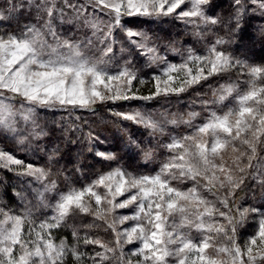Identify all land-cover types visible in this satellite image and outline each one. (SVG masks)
<instances>
[{
	"label": "snow or ice",
	"instance_id": "snow-or-ice-1",
	"mask_svg": "<svg viewBox=\"0 0 264 264\" xmlns=\"http://www.w3.org/2000/svg\"><path fill=\"white\" fill-rule=\"evenodd\" d=\"M256 15L264 17V0H0V23L16 25L15 31L0 34V138L33 155L37 149L48 154L47 165L38 166L25 156L18 157L12 150L0 147V168L27 179L36 209L52 211L51 216L37 224L31 201H26L20 214L0 206V264H66L69 255L75 264H85L86 260L90 264H106L114 258L117 264H124V244L134 241H139L140 247L133 255L143 257L138 264H168L170 257L176 258L177 264H218L207 255L209 248L218 255L224 254L231 264H264V212L257 207L242 208L238 195H255L257 189L264 195V64H251L233 51L224 50L238 43L233 37L246 35L249 22ZM168 18L182 23L186 31L191 29L189 34L198 40L211 41L205 54L188 48L180 64L168 63L167 56L160 52L176 51L175 41L162 45L159 36L164 31L159 25ZM73 26L77 31H90L91 35H65ZM221 28L225 35L218 34ZM142 58L148 64L167 66L161 75L152 77L155 92L138 96L133 83L137 79L141 84L145 81L134 70V62ZM121 60L123 63L113 71V64ZM237 69L238 74L249 79L248 90L236 97V106L223 115L210 111L192 135L172 136L170 143L163 145L171 155L155 175L138 176L117 167L83 188H58L63 170L53 172V167L64 156L61 137L56 136L58 129L47 120L41 122L42 110L66 111L71 119L76 111H94L98 103L179 96ZM212 91L211 101L200 98L202 106L222 104L238 92V86L225 83ZM111 114L148 132L144 141L129 133L123 145L128 154L141 153L145 161L154 157L151 141L157 134L164 135L166 126L191 127L200 115L190 111L185 117L163 111L157 118L154 112L139 108ZM80 119L77 116V122L64 129L65 147L75 145L69 134L76 132L87 141L88 150L94 151L95 157L116 161L117 153L100 150L105 139L87 121L78 123ZM229 147L235 153L231 163L223 158ZM64 179L70 180L67 176ZM173 181H191L192 187L181 190L173 186ZM101 186L106 189L103 194L97 191ZM205 192L215 199L209 200ZM49 194H55V203L49 200ZM16 195L25 200L23 194ZM86 196L94 198L97 206L105 201L108 214L114 215L115 209L130 205L137 211L107 223V229L115 234L114 242L88 234L81 237L79 230H73L76 243L69 245L65 239L56 243L53 230L70 216L88 214L106 221L104 213L93 212ZM251 214L259 216L258 227L255 235L241 246L238 229ZM176 216L180 217L179 223ZM214 217L223 218L224 223ZM129 220L137 223L117 229V223L122 225ZM185 229H195L203 238L196 242ZM220 236L225 238V244L217 247ZM81 240L83 247L98 246L101 251L91 255L81 251Z\"/></svg>",
	"mask_w": 264,
	"mask_h": 264
},
{
	"label": "rangeland",
	"instance_id": "rangeland-1",
	"mask_svg": "<svg viewBox=\"0 0 264 264\" xmlns=\"http://www.w3.org/2000/svg\"><path fill=\"white\" fill-rule=\"evenodd\" d=\"M102 19H107V17H102ZM256 19V18H255ZM155 28L156 25H153ZM160 29H163L164 31L159 32V36L161 37L160 43L163 44H169L171 41H175V44L173 47L176 49V51L167 50L164 49L161 50L160 54L162 56L166 55L168 59V63H175L180 64L182 62V57L186 55V50L188 48L194 49L198 54L203 55L205 54V50L207 47V44L211 41H205V40H198V38L190 35L191 29H188L187 31L184 28V25L180 23L179 21H175L172 18H168L165 20L164 23L159 25ZM16 25L14 22L9 24V22L5 21L3 23H0V34H4L6 31H15ZM219 34V33H218ZM65 35L73 36L75 38H81L86 35H91L90 31H77L75 30V27L68 29L65 32ZM215 36L211 37V40H214ZM123 61H119L118 64H113V71L119 67L120 64H122ZM166 64H148L145 58H142L138 63L134 62V70L138 73L139 78L143 79L145 83L141 84L140 80L137 79L133 83V90L136 92L138 96L141 95L140 91L145 90V95H149L152 92H155L156 83L152 79L153 75H161L162 69L166 67ZM239 69L231 71L229 73H225L222 76L214 77L209 79L207 82L202 83L201 85L194 86L191 88L190 93L182 99L171 98L172 100H164L161 99V107H158L157 105L148 106L145 105L147 101L138 102L137 101H130L128 102V105L126 106V109L121 110V112H128L132 111L134 109H144L147 111L154 112L159 118V113L163 111H167L169 115L172 113L177 114H183L185 117L188 112L194 111L200 113V115L193 121L192 126H188L185 124H179V125H168L165 128V134L160 135L157 134L156 138L151 141V145L154 148L155 155L150 161L144 162V168L140 167L136 170L130 169L124 162L123 157H127L128 153L125 152V149L123 148V145L127 139V136L129 133L133 135L135 139H138L140 141H144L148 138V132L145 131L143 128H139L136 125L132 124L130 121H123L121 122L118 118L113 116L111 112L101 111V113H96L91 116H93V119H91L92 126L91 128L100 134L102 139H105L106 143L101 146L102 151H113L116 152V149L120 150V152L124 153L123 157H119L114 162H110L107 167L102 169L98 173V175L95 178L87 179L86 182H79L76 183V179H70L69 181H62V185H58V188L61 191H67L68 187L74 186L76 188H83L86 185H89L92 183V181L96 180L100 175L103 173L109 172L114 168L117 167H124L128 171L133 172L136 175H155L156 172L159 171L161 164L168 159V157L171 155V153L163 147V145L170 143L171 137H183L185 135H192L195 131L196 126L201 125L205 122V120L208 118L210 111H216L218 115H223L225 112L229 110V108H233L236 106V97L239 94H243L248 90V84L246 81L249 79L247 75L238 74ZM163 79H166L164 77ZM225 83H235L238 86V92L233 93L230 97H228L227 100H225L222 104H211L209 107H204L201 105L200 98L202 97L204 100L211 101L213 99V89L218 88L220 84ZM176 86H179V83L176 84ZM161 87H164L163 81H161ZM144 95V96H145ZM163 96V95H162ZM176 96V95H175ZM174 102V103H173ZM100 105H104V103H98ZM106 112V113H105ZM58 121L60 124H62V121L64 122V118H66V115L64 113H61L57 116ZM100 119L104 120V123L102 121H99ZM87 121V120H86ZM63 125V124H62ZM134 129L140 130L139 132H134ZM88 131V129H87ZM141 133V134H139ZM62 137V136H61ZM209 137H203V139H208ZM55 143V141H53ZM6 144H10L12 147V151L19 157V156H25L26 159L36 165H47V153L40 152L39 149H37L38 152H36V155H33L31 151H25L24 149L18 148L14 142L10 140H6ZM88 145V144H87ZM144 147H148L149 145H142ZM0 147L4 148L5 150H10L5 143L0 142ZM25 149H27V146H25ZM114 149V150H113ZM94 152V151H93ZM69 155H72V152L67 153L64 158L69 159ZM235 153H233L232 147H229L223 154V158L225 161L231 163L234 159ZM80 157V155H79ZM63 158V159H64ZM122 159V160H120ZM60 169V168H58ZM57 169L54 170V172ZM14 174V173H13ZM64 176V175H63ZM19 180H25L24 178L19 177ZM63 179V178H62ZM80 179V178H78ZM27 180V179H26ZM28 182V180H27ZM191 184V182H189ZM173 186L180 188L181 190H187L188 188L192 187L186 186L181 187L180 183H172ZM33 187H36L35 184L32 185ZM98 192L103 194L106 189H104L102 186L97 189ZM55 194H49V200L52 203H55ZM125 197H118L117 200L125 199ZM247 201H241V207L247 208V207H257L260 209L261 212H264V207H261L264 205V197L260 196L256 199H248ZM85 200L87 203H89L92 207L93 212L100 211L105 214L106 221L97 220L94 218L93 215H91V219L93 221H97L100 224V231L103 232V237L99 238L103 240L104 242H114L116 237L115 234L112 232L111 229H107V223L112 222L114 219H117L121 216H132L136 213L137 209L134 205H130L128 208L125 209H115L114 215L108 214L106 212V209L109 207L105 201H102L100 206H97L95 203L94 198L85 197ZM3 205L2 207H5V210L8 209H14L15 214H20L24 208L18 209L17 206H12V208H9L4 203H1ZM0 205V206H1ZM52 215L51 209L47 212L46 210L40 214L39 212L35 211V215L33 217V220L35 223H39L41 220L45 219L46 217H49ZM69 218V217H68ZM67 218V220H68ZM3 217H0V220H2ZM258 220L259 216L256 214H251L245 221L243 227H241L240 230H242L243 235V243L241 246L245 244V242L248 240V238L252 235H255V232L258 227ZM176 223L180 222V217H175ZM221 223V219L219 220ZM207 222H212L211 220ZM137 223V221L129 220L125 221L124 224L117 223V229L122 230L123 228H131ZM25 228L28 229V226L25 225ZM27 229L25 232H27ZM185 231H188L193 238L194 241L199 242L203 236L200 232H197L195 229H185ZM53 237L55 239L56 243H59L61 238H56V235L53 234ZM225 238L223 236H220L217 238V244L216 246H224ZM140 247L139 241H134L131 244H124V264H138V261H142L143 257L133 255L135 250ZM119 253V252H118ZM206 253L208 256L215 258L218 261L224 260L226 261V264H231L230 259L225 257L224 254H217L214 248H209L206 250ZM168 264H177V260L174 257L168 258ZM197 264H200L199 261H197Z\"/></svg>",
	"mask_w": 264,
	"mask_h": 264
},
{
	"label": "trees",
	"instance_id": "trees-1",
	"mask_svg": "<svg viewBox=\"0 0 264 264\" xmlns=\"http://www.w3.org/2000/svg\"><path fill=\"white\" fill-rule=\"evenodd\" d=\"M217 11H221V9H217ZM226 15V13H225ZM256 18V19H255ZM262 32H264V17H261L259 15H256L250 22L249 26L247 28L246 35L243 36H237L233 37V39H236L238 41L237 44L229 46L227 49H224L226 51H233L234 55L239 56L242 59H248L249 63L251 64H264V35H262ZM218 33L220 35H225L224 29H219ZM191 88L185 92L186 96L188 93H190ZM141 95H145V90L140 91ZM184 93L180 94L179 96L170 95V96H158L154 100L147 101L145 103L148 108L150 106L157 105L158 107H161V99L166 100H172L171 98L182 99L185 95ZM143 100H138V102H142ZM128 102L130 101H118L115 103L108 102L104 103V105L97 104L95 106L94 111H76L72 114L71 119H69V114L66 111H41V122H44V120H47L49 122V125L52 127H56L58 131L56 132V136L61 137L60 144H61V151L64 152V156L67 153L72 152V155H69V159L63 158L58 161L53 167V172L55 169H62L63 173L60 176V183L59 185H62V181L65 180L64 177L67 176L70 179H76V183L79 182H86L87 179L95 178L102 169L107 167L110 162L106 160H101L98 157H95L94 152L90 153L88 150V143L86 140H84L79 133L73 132L70 133V138L73 141H76L75 145L69 144L67 147H65L63 142V135H64V129L69 127L70 123L77 122L76 117L79 116L81 119L78 121V123L83 124L86 120L88 123V126L91 127L93 114L101 113V111L111 112V111H121L126 109V106L128 105ZM174 103V102H173ZM111 110V111H110ZM105 112V113H106ZM61 113H64L66 115V118H64V122L61 124L58 121L57 116ZM55 121V124L52 122ZM99 121H102L104 123L103 119H100ZM88 127L84 128V131L87 132ZM140 130L134 129V132H139ZM141 134V133H139ZM0 142L5 143L11 150L13 146L10 144H6V140L3 138H0ZM114 150V149H113ZM117 155L120 157H123L124 153L120 152V150L116 149ZM38 152V151H37ZM126 152V151H125ZM80 155V157H79ZM142 154L137 153L136 156H131L128 154V156L125 158L123 157V162L130 168L136 170L137 167L144 168V162L141 158ZM122 160V159H120ZM64 175V176H63ZM63 178V179H62ZM80 178V179H78ZM20 178L17 177L12 172L7 171L6 169L0 168V205L1 203L6 204L9 206V208H12V206H17L18 209L25 208L26 201H31V204L33 206L34 211L39 212L42 214L45 210L48 212L49 209L39 208L36 209V199L31 191V188L28 186L27 180H19ZM71 181V180H70ZM180 183L181 187L186 186H192L191 181H184L183 183L179 181H173L172 183ZM191 182V184L189 183ZM33 187V186H32ZM16 193H21L25 196V200L22 201L19 196L16 195ZM209 200L215 199L214 196L208 193H204ZM240 197V203L241 201H247L248 199H256L260 196H263L259 189L256 190L255 195H253L251 192L245 193H239ZM3 206V205H1ZM241 206V204H240ZM213 219H218L224 223L223 218L214 217ZM88 225H94L93 227H87ZM100 224L97 221H93L91 219V215L88 214H78L76 216H70L66 223H64L60 228L53 230V234L56 235V238L65 239L69 245L76 243V241L73 239L72 232L73 230H79V234L81 237H83L85 234H88L94 238H102L103 232L100 231ZM27 228H25L26 230ZM241 228L238 229L237 234V241L241 245L243 243V235ZM225 242V241H224ZM81 244V251H84L91 255L94 251H101V249L96 246H88L83 247V241H80ZM225 244V243H224ZM116 256H119V253L117 252ZM66 264H75L71 256L66 259ZM85 264H90L87 260L85 261ZM106 264H117V260L114 258L109 262H106Z\"/></svg>",
	"mask_w": 264,
	"mask_h": 264
}]
</instances>
